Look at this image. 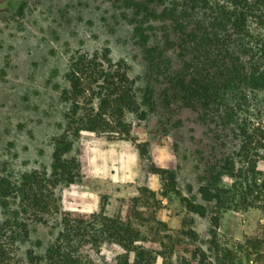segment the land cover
I'll return each instance as SVG.
<instances>
[{
    "label": "rangeland",
    "instance_id": "1",
    "mask_svg": "<svg viewBox=\"0 0 264 264\" xmlns=\"http://www.w3.org/2000/svg\"><path fill=\"white\" fill-rule=\"evenodd\" d=\"M9 3L12 8L3 10ZM135 18L123 0H0V177L16 180L25 171L50 170L54 139L65 126L68 106L61 95L69 86L70 59L77 52L108 48L113 61L128 65L140 97L151 92V102L143 106L145 119L128 116L132 138L82 132L76 141L82 179L56 189L61 209L91 214L104 206L109 213L119 208L125 213L127 201L147 186L162 199L158 217L180 236L174 264H199L194 255L198 248L208 255L204 264H220L218 258L221 264H264V210L222 211L214 237L210 216L189 213L175 193L162 196V178L151 171H174L181 195L202 202V177L218 158L236 155L242 140L238 129L264 131V94L222 92L219 113L228 115L229 125L218 117L216 107L205 113L187 106L175 94L178 78L212 89L229 72V56L202 40L208 31L202 15L195 17V26L188 22L182 29L170 20L147 19L146 44L135 33ZM258 168L264 171V159ZM233 181L223 177L227 187ZM6 215L0 207V221ZM56 218L31 223V238L15 248L19 259L28 249L45 253L58 230ZM189 229L197 239L181 236ZM218 245L223 250L216 257ZM147 246L156 249L158 244L150 241ZM120 253L112 244L91 255L95 264H115ZM162 263L158 256L155 264Z\"/></svg>",
    "mask_w": 264,
    "mask_h": 264
},
{
    "label": "trees",
    "instance_id": "2",
    "mask_svg": "<svg viewBox=\"0 0 264 264\" xmlns=\"http://www.w3.org/2000/svg\"><path fill=\"white\" fill-rule=\"evenodd\" d=\"M123 1L135 14V33L143 43H148L150 37L144 25L147 19L170 20L182 29L188 22L195 26V17L202 15L208 30L202 40L208 39L206 42L229 56V72L221 75L212 89L207 83L198 86L187 83L185 77L178 78L180 84L175 94L181 95L187 106L205 113L216 107L218 117L229 125L232 122H227L228 115L219 113L222 92L229 90L235 94L245 90L264 94V0H217L214 4L209 0ZM10 8L11 3L3 10ZM242 58H246L243 65ZM128 70L123 60L113 61L108 48L77 52L71 57L66 73L69 86L61 95L68 106L65 126L54 139L50 170L25 171L16 180L0 177V207L7 214L0 221V264H95L91 252L99 253L104 245L112 244L122 249L115 264H155L158 256L163 258L162 264L175 263L172 256L182 246L181 240L158 217L162 199L157 191L140 187L138 194L127 201L125 213L120 208L109 213L104 206L91 214L64 211L56 194L60 185L70 186L82 179V164L76 153V141L82 132L132 138L128 116L146 118L143 106L150 104L151 92L140 97ZM237 132L242 140L236 155L218 158L202 177L198 190L202 202L181 195L174 171L151 167L152 173L162 178L161 195L175 193L189 213L210 216L214 237L222 211L264 210V171L258 168L259 160L264 159V131L259 127H241ZM139 148L141 155H146V149ZM224 176L234 180L231 187L223 184ZM53 215L57 217L58 230L45 253L28 249L26 256L19 259L15 248L31 238V223L45 222ZM181 234L197 239L190 229ZM150 241L158 247L147 246ZM216 249L219 257L223 249L219 245ZM194 255L199 264L208 260L207 253L200 248ZM217 262L221 264V258Z\"/></svg>",
    "mask_w": 264,
    "mask_h": 264
}]
</instances>
